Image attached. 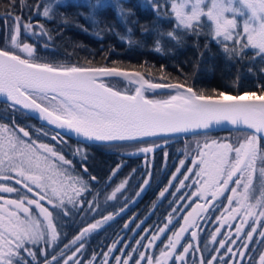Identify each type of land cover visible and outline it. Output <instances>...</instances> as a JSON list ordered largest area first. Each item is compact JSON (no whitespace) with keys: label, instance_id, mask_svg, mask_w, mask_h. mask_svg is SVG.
I'll return each instance as SVG.
<instances>
[{"label":"snow or ice","instance_id":"obj_1","mask_svg":"<svg viewBox=\"0 0 264 264\" xmlns=\"http://www.w3.org/2000/svg\"><path fill=\"white\" fill-rule=\"evenodd\" d=\"M25 2L19 0L21 5ZM61 3L62 0H55L56 5ZM151 3L158 19L174 24L166 33H160L161 38L166 36L179 44L183 36L190 34L197 38L198 45L203 34L221 47L228 60L246 59L248 50H252L253 59L264 61V0ZM16 6L17 0H10L9 7ZM89 6L95 10L107 4L97 0ZM32 7L37 15L41 14L39 3ZM52 10V4L44 6L42 16L51 20ZM0 20L5 22L4 46L0 47V97L13 111L31 110L57 129L73 132L85 141L102 142L106 147L134 149L132 154L152 153L171 134L206 136L213 125H232L239 134L235 143L197 142L196 155L191 160L193 168L185 170L178 186L170 181L169 186L174 187L170 194L175 197L171 201L175 205L172 213L195 205L181 217L183 224L178 230L169 228L173 219L170 214L167 223L155 231L141 229L145 235H140L137 246L130 251H125L129 246L124 244L119 249L122 255H113L120 243L115 240L99 256L92 253L88 258L84 250L90 235L119 213L82 226L67 242L62 238L65 234L60 231L61 216L71 217L75 210H83L85 203L90 211H95V197L92 201L79 198L100 183L83 163L87 156L81 162L87 177L70 174L73 161L55 146L34 138L24 127L0 124V264H83L82 257L88 264H101V259L103 264H264V250L250 247L254 237L264 244V85L259 95L255 91L231 95L222 90L207 95L186 81L153 82L139 71L94 66L91 62H86L87 66L53 64L39 57L34 46L22 38L23 34L25 38L47 35L51 39L43 24L33 25L15 11L6 12ZM44 47H49L47 41ZM154 50L162 51L161 39L155 41ZM160 70L159 80L163 81L167 76L163 65ZM110 77L132 78L129 82L138 86L132 92H122L105 82L104 78ZM158 89H171L174 93L166 99L146 95ZM58 136L59 133L52 135L51 140L57 141ZM184 163L180 161L181 167ZM119 169L117 165L111 170L106 186L111 185ZM176 179L174 174L172 180ZM127 183V179L122 181L105 199H117V193ZM143 183L147 185L148 180ZM193 187V191H188ZM143 190L142 187L140 191ZM168 192L169 187H165L159 197L164 198ZM99 195L97 191L96 196ZM221 197L226 199V205L220 202ZM217 210L219 226L209 237V243L217 247L209 250L207 244L201 247L198 230L204 226L197 217L205 214L203 218L207 219ZM124 211L125 206H121L119 212ZM131 223L130 220L123 227L129 229ZM142 223L136 224L135 229H140ZM221 228H226V234L221 233ZM135 229L129 230L135 233ZM169 231L172 234L166 243L161 241L159 256L149 255L147 250L156 247L155 242ZM185 233L191 239L181 244ZM205 250L210 252L207 258L203 255Z\"/></svg>","mask_w":264,"mask_h":264},{"label":"trees","instance_id":"obj_2","mask_svg":"<svg viewBox=\"0 0 264 264\" xmlns=\"http://www.w3.org/2000/svg\"><path fill=\"white\" fill-rule=\"evenodd\" d=\"M52 2V19L49 20L42 16V9ZM97 0H62L60 5L55 4V0H26L21 5L17 0L15 9L9 7L10 0H0V17L6 12L15 11L22 14L23 18L30 21L33 25L37 22L43 24L51 33L49 36H28L22 38L30 43L36 49V54L43 60L59 65H70L79 63L87 66L86 62H91L94 66L119 67L123 70L139 71L147 79L153 82H187L195 90L207 95H214V90H222L227 94L236 95L244 92L255 91L257 95L261 92V86L264 85V61L259 58L253 59L252 50H248V58L235 61L225 58L221 47L216 44L210 36L200 35L197 38L192 35H186L182 38V43H177L166 36L160 37V33H166L174 27V24L167 19H158L155 10L152 7L151 0H100L107 4L106 7L93 10L89 5L95 4ZM40 4L41 14L37 12L33 5ZM120 5L118 8L117 5ZM170 12V7H169ZM174 20V15H173ZM5 31V22L0 20V47L4 46L3 36ZM161 39V52H156L155 41ZM49 44L44 47V42ZM245 42V41H244ZM231 44L232 42H228ZM207 44V48H205ZM201 53L203 55L201 56ZM23 55V54H21ZM161 65L164 66L166 79L161 81ZM251 68V71L249 69ZM171 78L170 80L168 78ZM107 83L120 86L122 89L134 90L135 87L127 85L116 79L107 80ZM171 91L147 92L146 95L151 99H162ZM0 124H6L10 128L24 127L30 131V134L38 139L49 143L62 152L66 158L73 161V164L79 166L78 175L87 177L88 173L83 172L81 167L82 157L87 159L83 161L88 166L89 173L96 175L100 183L96 184L91 192H84L80 199L92 201L95 199V211H90L88 204H84L83 210L77 209L71 217L59 221L60 231L65 234L62 238L67 242L81 230L82 226L94 223L120 209L126 203L140 192L144 186L143 181L149 174L148 167L142 166L138 157L132 154L119 155L106 149V146H96L76 142L67 137L58 136L57 141L51 140L52 135L57 133L45 127L21 110L13 111L7 107L3 101H0ZM47 133V135L45 134ZM21 135V134H20ZM22 136V135H21ZM237 131L208 133L205 135H186L177 137H168L171 141L164 147L163 152H171L173 149L189 151L190 154L196 153V144H203L205 140H217L221 142H233L238 139ZM27 139V138H25ZM181 140H184L181 142ZM120 166L119 172L112 177L110 186H106L108 176L112 169ZM76 171V172H77ZM168 173V174H167ZM177 175L176 180H172L173 175ZM185 172L173 173L162 172L161 161L154 162L152 168V181L148 192L143 197L140 207L141 216L123 215L117 218L109 225L94 231L88 238L84 250V256L91 258L92 253L100 255L102 250L111 247L112 242L119 240L117 250L113 255H122L119 251L122 245L128 244L125 251H130L136 247V240L140 235H145L141 229L155 231L157 226H163L167 223L168 216H173L169 228L172 231L178 230L182 225L183 219L177 217L179 213H172L175 206L171 203L175 199L172 193L174 187L178 186V181L183 178ZM127 179L128 183L120 193H117V199L106 200V195H110L113 189L122 181ZM95 184V182H92ZM187 183V182H186ZM165 187H169V192L161 198L156 209L148 215L156 200L159 198V192ZM193 188L188 191H193ZM97 191L100 192L96 196ZM181 191H185L182 189ZM230 193H225V196ZM176 195H180L176 193ZM193 200H197L194 198ZM220 202L227 204L224 197ZM220 210L214 211L207 219L203 217L199 221L203 224V229L198 230L201 247L207 244L210 250L217 245L209 243L210 234L219 226L217 218ZM65 218V217H64ZM129 229H135V225L143 221L140 229H135V233L123 226L128 221ZM175 226V227H174ZM206 229L207 231H205ZM247 231V229H246ZM222 234H226V228L221 229ZM171 231L166 232L155 242L156 247L147 250L149 255L159 256L160 250L167 237L171 236ZM221 237H217L219 240ZM187 235L185 241L190 240ZM142 243H146L142 241ZM250 247L256 251L264 250V244L260 243L259 237H254V242ZM49 249V253H51ZM181 251L180 247L177 250ZM223 251V250H221ZM210 254L205 250V258ZM256 254L255 251L253 253ZM199 253L196 257H199ZM44 259L43 256L40 257ZM83 264H88V260L82 257ZM71 264V262H70ZM101 264H103L101 259ZM112 264H115L113 261ZM171 264V261L169 262ZM178 264V262H177Z\"/></svg>","mask_w":264,"mask_h":264},{"label":"flooded vegetation","instance_id":"obj_3","mask_svg":"<svg viewBox=\"0 0 264 264\" xmlns=\"http://www.w3.org/2000/svg\"><path fill=\"white\" fill-rule=\"evenodd\" d=\"M111 86H114V85H111ZM114 87L117 90H122L123 92H132L133 91V90L121 89V88H119L117 86H114ZM170 141L171 140L169 138H166V142L164 140H161L159 142V146L155 148L156 150L153 151L152 154H143V153L132 154L133 152H135L134 149H124V148H114V147H106V149L108 151H111V152H116L119 155H123L124 157H125L126 154L135 155L136 157H138V160H140V164L142 166L148 167L149 171L151 170V172H152V168H153L154 162H156V165H157L158 161H161V163H162V172L163 173L166 172V171L167 172L172 171L173 173H177V169H180V172H183V171L185 172L186 169L193 168L191 160L194 158L196 153L195 154H190L189 151H185V150L182 151L180 149H173V150H171V152L168 151V152H163L162 154H160V151H163L164 147L167 146L168 142H170ZM182 141H184V140H181V142ZM181 160H184V162H185L183 167H181V165H180V161ZM71 170L75 174V172L77 170H79V166L77 164H74V168H72ZM151 181H152V179H151ZM149 187H150V184H149ZM149 187H148V190H149ZM148 190H147V192H148ZM5 195H7V194H5ZM194 198H196V197H189V200H193ZM142 200H143V198H142ZM142 200L136 206L131 207L129 209V211L126 212L123 215H125V216L126 215H129V216H132V215L141 216L142 208L140 207V203L142 202ZM160 201H161V197H159L156 200V202L154 203L153 207L150 209V212L148 213V215H150L156 209V207L160 203ZM196 201L197 202H202V201H199L198 198H197ZM47 206L49 208H51V206H49V205H47ZM194 206L195 205L192 204L191 206H186L184 209H181V211L179 212L177 217H182L183 215H186L187 211H190L191 207H194ZM204 215L205 214H202L200 217H197V219L198 218H202ZM63 217H65V216H63Z\"/></svg>","mask_w":264,"mask_h":264},{"label":"water","instance_id":"obj_4","mask_svg":"<svg viewBox=\"0 0 264 264\" xmlns=\"http://www.w3.org/2000/svg\"><path fill=\"white\" fill-rule=\"evenodd\" d=\"M5 15V14H4ZM3 15V16H4ZM126 71H129V72H134L133 70H126ZM105 79V82L107 83V80H112V79H116V80H120L122 82H124L125 84L127 85H131L133 87H137L138 85L136 84H131L129 81L130 79L132 78H124V77H110V78H104ZM113 87V86H112ZM114 89H116L115 87H113ZM122 91V90H120ZM164 92V91H171V92H174V90H171V89H158V90H155V92ZM123 92V91H122ZM164 99V98H162ZM4 98L3 97H0V101H3ZM19 110L23 111L24 113H26L27 115H29L30 117H32L33 119H35L36 121H38L39 123L43 124L45 127L53 130L54 132L56 133H59V135H62L64 137H67L69 139H72L76 142H79V143H83V144H92V145H104L102 142H96V141H85L83 140L81 137H78L75 133L73 132H70L68 130H61V129H57L55 128L54 125H48L45 121L41 120L38 118V114L37 113H34L32 112L31 110H27V109H23V108H20ZM229 131H236L235 127L232 126V125H228V124H222V125H213L212 128L210 130H208V133H216V132H229ZM186 135H193L192 133H189V134H171L169 137H176V136H186ZM160 148V147H159ZM156 150V149H155ZM154 150V151H155ZM148 154H152V153H148ZM151 169V168H150ZM151 178H152V172L151 170L149 171V175H148V184L147 185H144L143 187V191L141 192L140 191V194L137 195L136 197H134L130 202H128L126 205H125V211L124 212H119L116 211L115 213H119L118 215H116L114 217V219L108 221L107 223H105L102 227H100L99 229L97 230H100L101 228L109 225L110 223H112L113 221H115L117 218H119L120 216H122L123 214H125L126 212L129 211V209L131 207H134L136 206L141 200L142 198L144 197L145 193L147 192L148 190V187H149V184L151 182Z\"/></svg>","mask_w":264,"mask_h":264},{"label":"rangeland","instance_id":"obj_5","mask_svg":"<svg viewBox=\"0 0 264 264\" xmlns=\"http://www.w3.org/2000/svg\"><path fill=\"white\" fill-rule=\"evenodd\" d=\"M50 4H52V2H50ZM174 15V14H173ZM238 19H240V18H238ZM241 30H242V28H241ZM245 42H246V40H245ZM112 85V84H111ZM117 87H119V88H121L120 86H118V85H116ZM174 93V92H173ZM164 99H166L167 98V96H165V97H163ZM70 174H74L73 172H72V170H70ZM75 175H78V172H75ZM210 199V198H209ZM49 206H51L50 204H49ZM69 207H71V205H69ZM76 211V210H75ZM63 220V219H66V217L64 218L63 216H61V218H60V220ZM59 220V221H60ZM198 220V222L201 220V218H198L197 219ZM183 224V223H182ZM222 229V228H221ZM190 231H191V229H190ZM187 235H189L188 233H185L184 234V238L182 239V241H181V244L184 242V239H185V237L187 236ZM190 236V235H189ZM179 249V247L177 248V250Z\"/></svg>","mask_w":264,"mask_h":264}]
</instances>
